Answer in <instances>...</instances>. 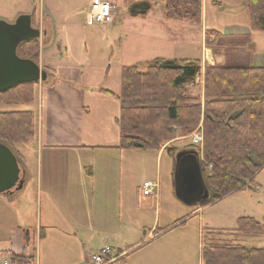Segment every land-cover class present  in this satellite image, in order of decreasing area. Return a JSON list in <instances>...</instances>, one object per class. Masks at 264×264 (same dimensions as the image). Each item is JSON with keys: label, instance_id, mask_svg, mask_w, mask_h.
I'll list each match as a JSON object with an SVG mask.
<instances>
[{"label": "rangeland", "instance_id": "374dc122", "mask_svg": "<svg viewBox=\"0 0 264 264\" xmlns=\"http://www.w3.org/2000/svg\"><path fill=\"white\" fill-rule=\"evenodd\" d=\"M95 1L0 0V20L13 23L19 15L34 12L32 26L40 31V36L36 39L39 61L55 69L56 67L60 69L58 67L64 65H80L83 70L87 66L88 71L83 73L86 81L96 80L98 77H95V70L107 65L110 68L104 77L109 83L116 84L123 66L135 65L140 71H144L146 65L159 55L167 59L174 57V59L204 60L205 58L206 63L207 59L203 58L202 49L205 32L203 34L201 26L205 23L210 25L222 17V10L212 7L208 0L206 1L208 5L204 7L205 0H202V18L198 24L167 19L160 0H147L152 5L151 10L145 16L136 17L129 15L128 8L142 0H111L117 6L114 11L115 18L108 25H99L92 22L89 16L91 5ZM262 36L264 34L257 33L255 40H251L253 62L256 66L262 65L260 57L264 56V37ZM213 52L219 53L220 50ZM172 54L174 56H171ZM49 74L47 72V75ZM199 78L203 79V77L196 78L194 84L188 89V93L192 96H203V92L199 94L201 91L197 83ZM59 79L63 80L56 76L55 80ZM44 82L36 83L40 84V89L35 86L30 102L17 105L0 103V112L30 110L35 113L37 119L39 90L41 85L45 84ZM198 133H201L198 128L188 134L179 131L178 137L166 142L161 148L172 146L176 153L181 150L195 149L199 153L198 147L201 143L191 146L194 144L193 135ZM31 144L32 142L16 144L12 146V149L20 165L34 172L38 165V156L35 152L36 147H32ZM135 152L137 157L132 160L136 169L128 173L127 184L125 183L123 187L130 201L128 206L122 207L125 213L123 218L128 217V221L131 222L127 225L130 226V233L122 234L114 241L118 244L113 246L109 243L100 244V247L95 248V252L105 245L113 250L114 247H117L116 250L122 248L125 264H142L141 259H145L148 254L161 258V263L152 264H200L201 247L209 243H239L250 247H264V234L231 235L222 231L236 228L237 219L240 217H252L264 223V168L255 177V183L258 185L256 190L244 189L233 192L220 201L206 206H188L174 195L172 183L175 156H171L167 150L160 154L157 150L149 149ZM199 157L201 160L200 153ZM143 181L157 182L158 187L155 195L151 196L150 203L135 204L136 192L139 187L141 188ZM32 185L31 182L26 193L32 191ZM129 197H132L134 201ZM11 201V203L0 201V255L3 249L10 247L12 240H15L16 244L19 243L21 235H25L24 243L29 244L30 250L34 251L38 244L37 208L34 200L29 199L21 203L12 198ZM185 218V223L172 229L167 228ZM124 219L125 224L126 219ZM134 226L144 227V230L142 229L141 234L136 233ZM151 228L153 233L155 228L164 229L163 232L166 233L162 237H155L152 234L148 237ZM212 228L222 232L209 234L207 229ZM136 243L138 245L132 248ZM161 253L162 256H160ZM124 263L119 260L113 264Z\"/></svg>", "mask_w": 264, "mask_h": 264}, {"label": "trees", "instance_id": "16d2710c", "mask_svg": "<svg viewBox=\"0 0 264 264\" xmlns=\"http://www.w3.org/2000/svg\"><path fill=\"white\" fill-rule=\"evenodd\" d=\"M160 1L167 19L200 23L202 0ZM244 1L251 31H264V0ZM151 8L147 0H142L130 5L128 13L133 17L145 16ZM204 39L206 48L223 51V64L203 67L198 59L154 58L144 71L135 65L123 66L120 91L116 95L120 105L116 119L120 149L159 150L178 137L179 131L188 134L196 128L201 130L198 151L210 195L201 206L216 203L233 192L256 190L255 177L264 168V66L253 62L251 38L248 34L223 35L207 30ZM37 45L36 39L24 42L17 48V55L38 64ZM43 69L53 71L48 67ZM198 77H203L202 97L188 93ZM36 85L20 84L2 92L0 103H28ZM35 137L33 111L0 112V142L12 151V146L32 142ZM165 149L175 156L174 147ZM185 221L186 218L173 227ZM157 230L154 232L159 234ZM207 230L209 234L225 231L231 235H260L264 234V223L252 217H240L234 229ZM0 257L25 264L34 260L13 252L2 253ZM201 261L203 264H264V247L209 243L201 247Z\"/></svg>", "mask_w": 264, "mask_h": 264}, {"label": "crops", "instance_id": "0c3cea01", "mask_svg": "<svg viewBox=\"0 0 264 264\" xmlns=\"http://www.w3.org/2000/svg\"><path fill=\"white\" fill-rule=\"evenodd\" d=\"M206 1L203 7L208 5ZM208 2L212 7L222 10V17L210 25L203 24V34L207 30L223 35L248 34L251 40H255L257 33L264 34V31H251L244 0ZM202 45L203 58L207 59L206 63L205 58L200 60L203 67L224 63L222 51L213 52L205 48L204 42ZM157 58L166 57L159 55ZM260 62L264 66V56L260 57ZM38 64L41 69L48 67L53 70L39 90L36 137L31 144L37 149L38 165L34 172L21 166L24 172L22 188L0 194V201L7 203H11L12 198L21 203L34 200L37 208L38 244L34 251L30 250L29 244L24 243L25 235H21L19 243L12 240L10 247L1 253L31 256L34 264H90L91 255L100 244L109 243L113 246L118 244L114 241L122 234L130 233V226L127 225L131 222L128 217H125L126 220L123 218L125 213L122 209L130 201L123 187L128 173L136 169L132 159L137 157V150L118 148L120 129L116 119L120 105L116 95L120 91L121 71L118 83L111 84L104 77L109 72L110 66L107 65L95 70V77H98L96 80L86 81L83 73L88 71L87 66L83 70L80 65H64L55 69L42 61ZM56 76L63 80H55ZM197 83L201 88L199 94H202L203 79L199 78ZM165 150L161 148L157 152L160 154ZM19 157L21 159V155ZM31 182L32 191L26 193ZM136 197L135 204L144 205L152 201L151 197L141 196L140 187ZM129 198L134 201L132 197ZM171 226L167 228L175 227ZM134 227L136 233L141 234L144 230V227ZM158 230L159 234L153 233L151 228L148 237L151 234L162 237L166 233L162 232L164 229ZM137 245L134 244L132 248ZM115 248H111L112 253L118 257V261L124 263L123 249ZM160 259L148 254L141 262L161 263ZM199 262L202 263L201 256Z\"/></svg>", "mask_w": 264, "mask_h": 264}, {"label": "water", "instance_id": "95a60500", "mask_svg": "<svg viewBox=\"0 0 264 264\" xmlns=\"http://www.w3.org/2000/svg\"><path fill=\"white\" fill-rule=\"evenodd\" d=\"M40 31L32 26L31 14L19 15L13 23L0 20V93L25 83L43 82L47 73L31 59L20 58L17 48ZM173 187L175 197L185 205L194 206L210 198L204 171L195 149L181 150L174 157ZM24 172L13 151L0 142V194L20 190Z\"/></svg>", "mask_w": 264, "mask_h": 264}, {"label": "built area", "instance_id": "2783aa9c", "mask_svg": "<svg viewBox=\"0 0 264 264\" xmlns=\"http://www.w3.org/2000/svg\"><path fill=\"white\" fill-rule=\"evenodd\" d=\"M117 6L108 0H98L92 3L89 16L90 20L99 25H108L115 18L114 11ZM194 144L202 143V134H194L192 139ZM158 187L157 182L143 181L140 188V193L143 198L151 197L155 195L156 189ZM90 264H113L118 261V257L114 256L111 248L108 245L102 247L99 251L94 252L90 258ZM0 264H25L13 262L8 257H0ZM30 264H34V261Z\"/></svg>", "mask_w": 264, "mask_h": 264}]
</instances>
